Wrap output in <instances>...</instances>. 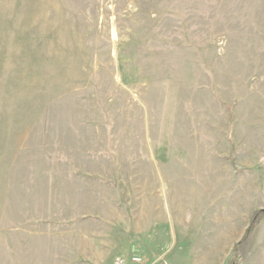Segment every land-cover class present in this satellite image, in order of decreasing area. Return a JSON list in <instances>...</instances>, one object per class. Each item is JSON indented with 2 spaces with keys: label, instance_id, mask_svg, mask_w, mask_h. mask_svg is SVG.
<instances>
[{
  "label": "rangeland",
  "instance_id": "obj_1",
  "mask_svg": "<svg viewBox=\"0 0 264 264\" xmlns=\"http://www.w3.org/2000/svg\"><path fill=\"white\" fill-rule=\"evenodd\" d=\"M263 209L264 0H0V264L151 214L162 264H227Z\"/></svg>",
  "mask_w": 264,
  "mask_h": 264
},
{
  "label": "crops",
  "instance_id": "obj_2",
  "mask_svg": "<svg viewBox=\"0 0 264 264\" xmlns=\"http://www.w3.org/2000/svg\"><path fill=\"white\" fill-rule=\"evenodd\" d=\"M154 202L151 197L148 204ZM153 210V207H149ZM154 216V214H151ZM152 216L144 217L143 221H137L135 223V232L129 231L132 236H140L136 242H133L129 247L126 245L125 235L124 237L117 236L110 232H99L91 235L78 236L74 243L61 244L54 250L55 261L58 263V258L62 257V260L66 261V264H112L111 256L120 252H125L130 248H133L134 254L140 257V261L134 262L128 259L129 264H162L161 257L167 256L168 249H165L167 240L161 242L156 233L147 232L146 228H153ZM146 221V222H145ZM127 238V237H126ZM89 239L91 241H89ZM159 239V240H158ZM65 242V241H64ZM163 245V247H162ZM161 247V248H160ZM160 249H163L162 256L158 255ZM132 250V249H131ZM132 255V256H133ZM117 256V255H116ZM115 255L113 256V258ZM102 259V260H100ZM102 262V263H101ZM65 264V263H62Z\"/></svg>",
  "mask_w": 264,
  "mask_h": 264
},
{
  "label": "trees",
  "instance_id": "obj_3",
  "mask_svg": "<svg viewBox=\"0 0 264 264\" xmlns=\"http://www.w3.org/2000/svg\"><path fill=\"white\" fill-rule=\"evenodd\" d=\"M264 215V211L260 210L257 211L251 218L250 222L245 230L244 236L240 241L234 244L230 256L227 259V264H238L241 258V251L243 247V243L247 236L251 233L252 229L254 228L255 224L258 222L259 218Z\"/></svg>",
  "mask_w": 264,
  "mask_h": 264
},
{
  "label": "built area",
  "instance_id": "obj_4",
  "mask_svg": "<svg viewBox=\"0 0 264 264\" xmlns=\"http://www.w3.org/2000/svg\"><path fill=\"white\" fill-rule=\"evenodd\" d=\"M131 259L133 261H140L141 260L140 257L137 256V255H133L131 257ZM112 264H127V263H126V260L123 257L118 256V257H115V259L113 260Z\"/></svg>",
  "mask_w": 264,
  "mask_h": 264
},
{
  "label": "water",
  "instance_id": "obj_5",
  "mask_svg": "<svg viewBox=\"0 0 264 264\" xmlns=\"http://www.w3.org/2000/svg\"><path fill=\"white\" fill-rule=\"evenodd\" d=\"M263 211H264V209H263Z\"/></svg>",
  "mask_w": 264,
  "mask_h": 264
}]
</instances>
